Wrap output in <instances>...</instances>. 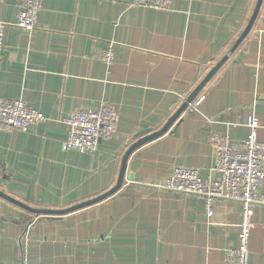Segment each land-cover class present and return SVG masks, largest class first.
I'll return each mask as SVG.
<instances>
[{
	"label": "crops",
	"instance_id": "1",
	"mask_svg": "<svg viewBox=\"0 0 264 264\" xmlns=\"http://www.w3.org/2000/svg\"><path fill=\"white\" fill-rule=\"evenodd\" d=\"M258 0H173L167 10L131 0H43L37 29L15 26L18 0H0L7 23L0 98L19 99L47 122L0 133V192L65 210L112 190L128 150L159 132L242 36ZM112 45L114 61L101 52ZM162 136L128 157L120 189L65 216H36L0 198V264H227L241 204L162 189L175 167L211 177V134L243 141L248 118L264 142V0L245 39ZM107 104L116 132L97 152L64 149L61 120ZM148 132L144 135H139ZM264 193V188H263ZM247 264H264V205L252 217Z\"/></svg>",
	"mask_w": 264,
	"mask_h": 264
},
{
	"label": "built area",
	"instance_id": "2",
	"mask_svg": "<svg viewBox=\"0 0 264 264\" xmlns=\"http://www.w3.org/2000/svg\"><path fill=\"white\" fill-rule=\"evenodd\" d=\"M172 1L131 0V5L161 11L167 10ZM42 5L43 0H18L15 26L28 34L34 32ZM7 26V23L0 22V61L5 49ZM100 58L107 65L114 61L111 44L101 52ZM198 103H189L186 110L191 111ZM45 122L47 118L41 112L23 101L0 98V133L27 132ZM61 122L69 129L64 149L93 154L101 141L114 135L119 115L112 106L103 104L94 110H78ZM246 127L249 136L243 141H234L222 134L210 135L209 144L215 155L211 177L204 179L193 168L175 167L162 186L169 192L203 198L208 216H212L213 203L217 199L241 204L238 244L225 250L227 264H247L254 209L264 205V142L257 139L259 122L255 115L248 118Z\"/></svg>",
	"mask_w": 264,
	"mask_h": 264
},
{
	"label": "water",
	"instance_id": "3",
	"mask_svg": "<svg viewBox=\"0 0 264 264\" xmlns=\"http://www.w3.org/2000/svg\"><path fill=\"white\" fill-rule=\"evenodd\" d=\"M262 4V0H258V3L256 5V8L252 14V17L247 25V27L245 28L242 36L238 39V41L236 42V44L233 46V48L230 50V52L227 54V56L225 58H223L214 68L213 70L206 76V78L201 82V84L198 86V88L187 98L186 102L181 106V108L174 114V116L168 121V123L157 133L152 134L151 136H148L147 138L140 140L138 143H136L134 146H132L128 152L126 153V155L123 158L122 161V166H121V172L118 178V182L116 184V186L110 190L109 192H107L106 194L95 198L91 201L85 202L83 204H80L78 206L72 207V208H68L65 210H42V209H33L27 206H24L18 202H16L15 200L5 196L4 194H2L0 192V198L7 200L15 205H18L22 208H24L25 210L29 211L30 213L36 215V216H65L68 215L70 213H73L75 211H78L80 209L86 208L88 206L94 205V204H98L100 202H102L103 200L109 198L110 196H112L113 194H115L120 187L123 184V180H124V170L126 167V162L127 159L129 157V155L138 147H140L141 145L145 144L146 142L152 141L160 136H162L163 134H165L169 128L175 123V121L183 114V112L186 110L187 106L189 103H191L196 96L200 93V91L203 89V87L209 82V80L214 76V74L220 69V67L228 60L229 56L232 54V52H234V50L237 48V46L245 39V37L248 35V33L250 32L260 9V6ZM148 132H143L139 135H144Z\"/></svg>",
	"mask_w": 264,
	"mask_h": 264
}]
</instances>
